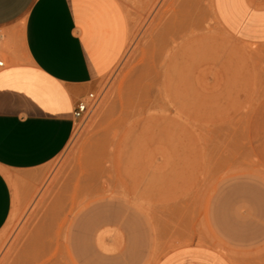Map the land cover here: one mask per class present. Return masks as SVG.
Returning a JSON list of instances; mask_svg holds the SVG:
<instances>
[{
    "label": "rangeland",
    "instance_id": "rangeland-1",
    "mask_svg": "<svg viewBox=\"0 0 264 264\" xmlns=\"http://www.w3.org/2000/svg\"><path fill=\"white\" fill-rule=\"evenodd\" d=\"M127 2L129 44L95 109L59 157L12 176L0 264H158L195 244L264 264V44L227 32L212 0ZM172 132L173 187L149 189ZM128 175L146 178L142 190ZM103 233L111 254L97 247Z\"/></svg>",
    "mask_w": 264,
    "mask_h": 264
},
{
    "label": "crops",
    "instance_id": "crops-1",
    "mask_svg": "<svg viewBox=\"0 0 264 264\" xmlns=\"http://www.w3.org/2000/svg\"><path fill=\"white\" fill-rule=\"evenodd\" d=\"M127 7V0H0V57L5 61L0 68V231L13 210L12 176L40 169L67 149L76 106L123 59L130 38ZM212 7L231 35L264 44V0H212ZM173 63L175 71V58ZM171 87L175 108V74ZM159 160L150 164L165 169L149 172L148 188H172L174 132L160 147ZM145 179L133 181L128 175V186L142 190ZM93 217L94 226L110 222L111 210ZM108 236L97 238L105 254L113 252ZM79 249L75 253H88ZM158 264L232 263L221 251L195 244L170 252Z\"/></svg>",
    "mask_w": 264,
    "mask_h": 264
},
{
    "label": "built area",
    "instance_id": "built-area-1",
    "mask_svg": "<svg viewBox=\"0 0 264 264\" xmlns=\"http://www.w3.org/2000/svg\"><path fill=\"white\" fill-rule=\"evenodd\" d=\"M5 67V61L3 59H0V68ZM97 104V99L95 97V94H90L87 99L81 101L78 103L74 110V119L75 121H82L86 117H88L91 112L95 109Z\"/></svg>",
    "mask_w": 264,
    "mask_h": 264
}]
</instances>
